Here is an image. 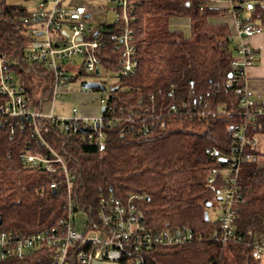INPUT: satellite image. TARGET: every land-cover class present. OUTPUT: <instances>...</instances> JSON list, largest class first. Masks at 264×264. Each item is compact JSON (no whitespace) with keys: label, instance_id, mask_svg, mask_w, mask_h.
<instances>
[{"label":"trees","instance_id":"16d2710c","mask_svg":"<svg viewBox=\"0 0 264 264\" xmlns=\"http://www.w3.org/2000/svg\"><path fill=\"white\" fill-rule=\"evenodd\" d=\"M10 1L0 0V51L13 57L22 41L19 27L27 10ZM130 1L129 26L137 58L133 74L118 73L119 53L109 41L112 23L98 25L104 40L98 55L103 68L115 72L107 91L117 104L116 114L123 109V115L131 113L134 120L105 127L102 152L79 136L63 142L67 165L77 171V184L72 188L74 211L93 208L100 196L143 193L141 208L151 228L187 227L202 232L204 239L154 247L143 255L142 264H264L251 253L252 239L264 238V116H256L248 124L249 134L258 138L252 151L262 162L244 163L239 170L238 239L221 244L209 238L216 222L209 215L204 219V212L214 207V192L206 185L209 170L224 166L230 127L242 121L235 91L242 81L226 85L229 74L235 75L230 66L235 50L230 29L224 22L211 20L223 9L212 7L211 0ZM244 9L248 13L243 17ZM234 12L242 23L252 21L264 30V0H251ZM174 17L189 18L188 34L169 27ZM15 69L34 104L46 97L51 78L44 67L20 63ZM100 81L106 85V80ZM170 85L174 93H164L165 105L185 101L192 111L194 102H207L203 108L217 114L199 119L191 112L171 113L148 119L158 110V103L152 104L149 95ZM144 124L149 130L140 132ZM30 143L28 130L18 129L11 136L8 120H0V233L15 238L55 226L66 211L65 191L50 188L49 174L26 168L20 159ZM209 149L217 154H209ZM49 259L50 250L42 247L22 257L0 258V264H47ZM70 264H79L76 257L71 255Z\"/></svg>","mask_w":264,"mask_h":264},{"label":"built area","instance_id":"2783aa9c","mask_svg":"<svg viewBox=\"0 0 264 264\" xmlns=\"http://www.w3.org/2000/svg\"><path fill=\"white\" fill-rule=\"evenodd\" d=\"M34 7L22 17L19 31L22 41L10 57L0 51V120H8V131L12 136L16 130L26 129L30 133V149L19 154L26 168H39L52 179L49 187H61L66 193L65 216L55 226L15 238L10 233H0V258L9 255L22 257L25 253L45 247L50 250L47 264H70L71 255L79 264H92L100 256L103 262L123 264H142L143 255L154 247L184 245L204 239L202 232H195L187 227L165 226L151 228L145 217L141 204L143 193L127 192L124 196L109 194L100 196L93 208L87 211H74L75 200L72 188L77 184V171L68 167L63 142L69 138L81 137L99 152L105 149L104 128H111L123 121H133V115L116 114L117 104L111 102L107 86L98 89L97 103L100 107L95 116L82 115L75 107L69 115H55L54 102L67 91V83L76 80L80 74L100 73L103 67L98 55L104 45L100 27L90 26L88 19L93 12L83 4L72 5L68 0H32ZM116 2L114 31L109 35L112 48L118 55V73L132 75L136 65V50L132 43V30L129 15L132 11L130 0H112ZM230 10L242 9L251 0H226ZM236 38L234 57L230 66L234 71L226 79V85L232 86L236 80L242 84L236 88L239 95V113L242 121L230 127L229 154L224 159V166L209 170L206 185L214 192V201L218 214L216 227L208 237L225 244L235 238V221L238 216L236 203L239 193L237 180L239 170L244 163L260 164L259 155L252 150L258 145V138L249 134L248 124L256 116H264V104H259L247 87L248 70L256 62V53L249 44V39L262 31L252 21L242 23L236 16ZM233 37L231 36L230 39ZM26 64L28 67L38 65L49 73L51 82L46 97L33 103L21 84L20 75L15 66ZM74 66L78 72L71 76L68 71ZM99 75V74H98ZM86 82V81H85ZM83 83V82H82ZM81 83V84H82ZM87 91V90H86ZM174 93V86L158 88L149 95L152 104L158 103L157 113L149 115L158 118L163 114L195 113L200 118L215 116L217 112L205 110L207 102L170 103L165 105L164 93ZM44 103H49L45 108ZM165 110H164V109ZM162 127L164 123L161 124ZM144 124L140 132H147ZM51 136V139L48 138ZM209 154L215 155L214 149ZM86 214L83 231L76 229L78 212ZM76 248L70 251L71 248ZM252 256L264 261V238L254 237L251 242Z\"/></svg>","mask_w":264,"mask_h":264},{"label":"rangeland","instance_id":"374dc122","mask_svg":"<svg viewBox=\"0 0 264 264\" xmlns=\"http://www.w3.org/2000/svg\"><path fill=\"white\" fill-rule=\"evenodd\" d=\"M12 3H19L23 4L28 11L32 10L34 7V2L32 0H13L10 1ZM68 2L72 5L75 4H83L87 6L88 8L92 9L93 12L91 13L88 24L90 26H98L101 23H110L115 19L116 15V2L112 0H68ZM248 11L246 9L241 10L240 15L241 16H247ZM230 15H233V11H229ZM173 18L169 21V25L171 26H177V23H181L180 21H174ZM177 20V19H176ZM183 31L188 33L184 28H188V25L186 27L182 25ZM78 70L72 66L71 70L68 71V74L71 76H74L75 73H77ZM111 77H115V72H110L105 70L103 67H100V73L99 75L96 74H80L77 76L76 80L69 81L67 83V91L63 94L62 97H57L54 102V114L55 115H69L71 113V108L75 107L80 112L84 113L88 116H96L100 110V107L97 103L98 100V92L94 90H88V91H82L81 90V83L85 81H96V80H106V86L111 83L112 79ZM73 94L75 95H81L79 98H82V101H74ZM78 98V97H77ZM44 107L48 108L49 103H44ZM93 109V112H88L87 110ZM214 207H211L208 210L209 219L211 221L216 220L218 209L216 206V201H214ZM85 221H86V214L84 211L78 212L76 216V229L78 231H83L85 228ZM264 262V261H263Z\"/></svg>","mask_w":264,"mask_h":264},{"label":"crops","instance_id":"0c3cea01","mask_svg":"<svg viewBox=\"0 0 264 264\" xmlns=\"http://www.w3.org/2000/svg\"><path fill=\"white\" fill-rule=\"evenodd\" d=\"M210 5L215 8L223 9L222 12L212 18L211 20L217 21V22H224L229 26L231 36L233 37L231 40L234 43L237 42L236 38V31H237V25H236V17L235 15H230V3L226 0H211ZM174 21L181 22L177 23V26H171L169 27L173 30H181L182 25L186 27L188 25V28H184L186 31L188 29L189 33V18L187 17H174ZM173 19V18H171ZM170 19V20H171ZM170 24V23H169ZM184 32V31H183ZM187 32L184 34H188ZM249 44L254 48L256 53L257 62L256 64L251 67L248 70V78H247V87L250 91L251 96L256 101H264V30H262L260 33L253 35L249 39ZM82 90V89H81ZM86 91V90H82ZM88 91V90H87ZM81 95H74L73 94V100L74 101H82V98H79ZM78 97V98H77ZM88 112H93V109L87 110ZM80 112V111H79ZM82 115H85L84 113L80 112ZM88 116V115H87Z\"/></svg>","mask_w":264,"mask_h":264},{"label":"water","instance_id":"95a60500","mask_svg":"<svg viewBox=\"0 0 264 264\" xmlns=\"http://www.w3.org/2000/svg\"><path fill=\"white\" fill-rule=\"evenodd\" d=\"M99 72L96 71V75H98ZM229 76H231V73L229 74ZM81 89L82 90H91V89H100V90H103L104 89V86L98 82V81H86V82H83L81 84ZM207 207L210 206V203L208 202L206 204ZM204 219L207 220L208 219V213L205 211L204 212ZM92 264H118V263H106V262H103L101 257L98 256L93 262Z\"/></svg>","mask_w":264,"mask_h":264}]
</instances>
